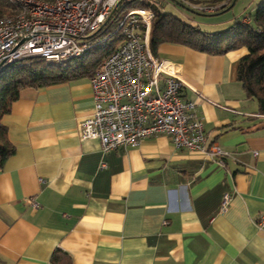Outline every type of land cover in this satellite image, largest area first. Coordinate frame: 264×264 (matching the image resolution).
Wrapping results in <instances>:
<instances>
[{
	"label": "crops",
	"instance_id": "obj_1",
	"mask_svg": "<svg viewBox=\"0 0 264 264\" xmlns=\"http://www.w3.org/2000/svg\"><path fill=\"white\" fill-rule=\"evenodd\" d=\"M189 6L198 8L186 22L205 32L233 22L229 10ZM246 54L157 50L187 85L181 97L209 141L228 153L223 165L163 135L108 153L81 140L89 77L20 90L1 119L15 153L0 171V264H264V117L236 80Z\"/></svg>",
	"mask_w": 264,
	"mask_h": 264
},
{
	"label": "built area",
	"instance_id": "obj_2",
	"mask_svg": "<svg viewBox=\"0 0 264 264\" xmlns=\"http://www.w3.org/2000/svg\"><path fill=\"white\" fill-rule=\"evenodd\" d=\"M11 1L15 12L0 17V71L30 59L55 64L82 59L96 48L97 41L90 37L122 2ZM147 1L153 4V0ZM152 18L150 8L136 7L119 20L123 41L89 80L94 106L92 114L80 124L78 136L81 140H97L102 153H108L134 148L146 138L163 135L175 148L216 159L223 165L229 155L209 141L194 103L181 97L187 85L178 70L150 50ZM104 167L101 162L100 168ZM229 199V193H225L222 210ZM27 202L32 209L38 208L33 199ZM258 226H264V217Z\"/></svg>",
	"mask_w": 264,
	"mask_h": 264
},
{
	"label": "trees",
	"instance_id": "obj_3",
	"mask_svg": "<svg viewBox=\"0 0 264 264\" xmlns=\"http://www.w3.org/2000/svg\"><path fill=\"white\" fill-rule=\"evenodd\" d=\"M51 2L52 0H42ZM163 2L164 0H154ZM182 7L197 11L189 4L179 0ZM192 3L216 8L215 13L230 10L236 0H189ZM232 2H234L232 4ZM124 6L122 7L121 5ZM232 4V5H231ZM141 0H122L111 12L109 18L101 28L90 37L99 42L108 37L106 42L97 46L94 51L78 61L55 64L44 59H30L19 62L0 71V171L6 160L15 153L14 146L9 142L6 128L1 119L8 114L13 102L18 99L20 90L24 88H45L62 84L80 77L91 78L96 70L123 41L118 29L119 15L126 7L150 8L153 18L149 34V46L152 54L158 58L157 50L163 44L178 45L210 55H222L229 51L246 48L247 54L237 64L236 80L242 87L245 96L253 99L257 104L258 115L264 117V1L256 6L253 16H246L234 21L227 29L220 32H201L197 25L184 23L179 18L159 10L155 6ZM220 7H223L222 9ZM15 12V5L11 0H0V17ZM247 19V22H243ZM112 25L117 29L109 34ZM113 37V39H112ZM108 46V47H107ZM102 51L95 55V51ZM59 251H55L52 261L59 258Z\"/></svg>",
	"mask_w": 264,
	"mask_h": 264
},
{
	"label": "rangeland",
	"instance_id": "obj_4",
	"mask_svg": "<svg viewBox=\"0 0 264 264\" xmlns=\"http://www.w3.org/2000/svg\"><path fill=\"white\" fill-rule=\"evenodd\" d=\"M141 1H143V0H141ZM144 1L149 3L147 0H144ZM261 1H264V0H236L235 3L233 4V6L231 7V9L229 10V12L234 15L233 22L236 21L237 19H240V18L245 17V16H251L252 17L253 14L256 11V6ZM152 3L153 4H151L150 7L151 6H153V7L155 6V8L157 7L159 10H162L165 13L171 14V15L179 18L184 23H187V24H190V25H192V24L186 22V18L187 19H189V18L193 19V18L196 17V13L195 12H193L189 8L182 7L181 5H179L178 2H174L175 4L172 5V3L168 4V3H164L162 1L159 2V1H154L153 0ZM187 4H191V1L187 2ZM131 8L132 7L124 8L122 10V12L120 13V15H119V20H121ZM201 28H202V29H200L201 32H205V31L208 30L207 28H205L203 26ZM115 29H117V26L116 25H112L110 27V29H109V34L108 35L111 36L113 31H115ZM103 38H104V40L99 42V44H97V46H100V45L102 46L101 43L106 42L107 39H108V37H103ZM112 39H113V37H112ZM101 51H102L101 49L96 50L94 56L98 55ZM24 62H28V60H25Z\"/></svg>",
	"mask_w": 264,
	"mask_h": 264
},
{
	"label": "water",
	"instance_id": "obj_5",
	"mask_svg": "<svg viewBox=\"0 0 264 264\" xmlns=\"http://www.w3.org/2000/svg\"><path fill=\"white\" fill-rule=\"evenodd\" d=\"M233 3H234V2H232V4H233ZM232 4H231V5H232ZM220 8L222 9L223 7H220Z\"/></svg>",
	"mask_w": 264,
	"mask_h": 264
}]
</instances>
